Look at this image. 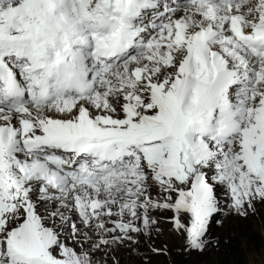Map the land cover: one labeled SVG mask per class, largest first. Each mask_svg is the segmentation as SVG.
<instances>
[{
  "label": "snow or ice",
  "instance_id": "snow-or-ice-1",
  "mask_svg": "<svg viewBox=\"0 0 264 264\" xmlns=\"http://www.w3.org/2000/svg\"><path fill=\"white\" fill-rule=\"evenodd\" d=\"M262 210L264 0H0V264H147L164 224L203 253Z\"/></svg>",
  "mask_w": 264,
  "mask_h": 264
},
{
  "label": "rangeland",
  "instance_id": "rangeland-1",
  "mask_svg": "<svg viewBox=\"0 0 264 264\" xmlns=\"http://www.w3.org/2000/svg\"><path fill=\"white\" fill-rule=\"evenodd\" d=\"M165 232L162 240L157 245L167 243L170 249L168 257H154L148 260L147 264H242L233 254V247L230 239L235 237V242L240 246L239 252L245 257V264H264V210L258 216H250L246 220L238 218L226 219L222 227L212 225L211 235L218 240V243L210 246L203 253L184 254L180 251L182 239L167 231V224L163 225ZM253 231L261 241L259 244L249 241L247 234ZM141 251H147L145 245H141ZM225 255H221L224 254ZM149 255H151L149 253ZM127 264H142L141 258L125 257Z\"/></svg>",
  "mask_w": 264,
  "mask_h": 264
},
{
  "label": "trees",
  "instance_id": "trees-1",
  "mask_svg": "<svg viewBox=\"0 0 264 264\" xmlns=\"http://www.w3.org/2000/svg\"><path fill=\"white\" fill-rule=\"evenodd\" d=\"M247 238L249 239V241L254 242V244H259V242L261 241V239H259V237L257 236V234H255L253 231H249V233L247 234ZM231 242V246L233 247V254L234 252H236V255H234V257H236L238 259V261H240L242 264H245V257L244 254L242 252H239V248L240 246L238 245L237 242H235V237L232 236L230 239ZM221 254L222 256L225 255Z\"/></svg>",
  "mask_w": 264,
  "mask_h": 264
}]
</instances>
